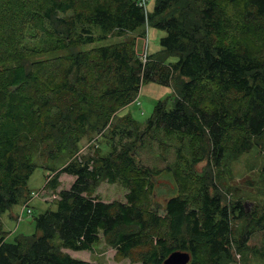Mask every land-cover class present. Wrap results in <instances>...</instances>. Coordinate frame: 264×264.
Here are the masks:
<instances>
[{"label":"trees","instance_id":"obj_1","mask_svg":"<svg viewBox=\"0 0 264 264\" xmlns=\"http://www.w3.org/2000/svg\"><path fill=\"white\" fill-rule=\"evenodd\" d=\"M37 1L31 8L30 0H0V264H94L60 248L91 251L100 235L120 258L139 264H164L176 251L189 254L188 264H233V247L240 254L247 239L243 233L233 240L232 220L247 217L241 202L223 205L213 184L215 194L206 182L194 189L185 173L166 198L165 215L158 216L145 204L158 172L138 168L135 147L163 130L190 147L196 142L202 160L219 167L230 131L246 135L243 151L249 137L264 134V0H155L150 13L141 0ZM224 5L233 6L237 18ZM28 14H34L30 21ZM88 25L104 35L122 37L145 26L165 35L148 63L139 58L135 40L32 61L51 50L92 44ZM28 29L39 35L49 30L53 48L24 50ZM77 29L82 33L74 37ZM149 81L175 85L173 106L158 102L144 123L130 114L118 117ZM115 118L110 138L120 135V143L134 131L133 143L52 169L45 187L55 190L62 174L74 182L58 192L54 211L33 217L37 234L7 242L1 217L35 193L27 187L34 154L44 144L51 158L62 150L73 154L82 138L103 134ZM101 182L124 184L125 202L98 200Z\"/></svg>","mask_w":264,"mask_h":264},{"label":"rangeland","instance_id":"obj_2","mask_svg":"<svg viewBox=\"0 0 264 264\" xmlns=\"http://www.w3.org/2000/svg\"><path fill=\"white\" fill-rule=\"evenodd\" d=\"M30 2L32 3L31 8H37L39 5L37 0H30ZM154 4L155 0H146V12L150 13ZM233 8L231 5H224L223 10L228 15L233 14L231 17L236 16L237 18V12ZM33 16L34 14L29 15V19L26 20L30 21ZM86 28L91 32L90 36L94 41L92 44L80 45L73 51L51 50V52L36 55L32 61L61 60L68 57L71 52H88L101 46H111L122 41L132 42L135 40L139 58L143 63H148V56L160 50L159 40L165 35V32L150 26H145L142 30L125 34L122 37L113 34L104 35L100 28L94 25H88ZM49 33L48 30L46 35H39L28 29L22 43L23 49L34 50L36 53L47 48L52 49L55 42ZM80 33H82L80 29H77L73 35L77 37ZM262 51H264L263 48ZM176 95L174 84L162 85L153 81L144 82L137 98L123 108L117 116L122 117L130 114L136 122L144 123L152 115L158 102H165L169 109L173 106ZM117 121L118 119L115 118L108 123L107 128L102 131L104 135L102 133L90 134L82 138L77 143V149L73 154L62 150L55 154L54 158H51L47 152V145L41 146L39 152L35 153L32 158V164L35 165L36 169L27 185L30 191L35 192V197L31 195L27 203L12 206L1 217L4 230L7 232V242H13L18 235L31 236L37 234L33 217L48 210L54 211L58 192L62 189H68L74 182V177L62 174L58 178L59 186L55 190L45 187L47 178L52 180L54 177V173L51 172L52 169L54 171L59 170L69 162H75L79 157L83 160L87 157H93L96 152L101 156L107 155L113 146L118 147L120 144L128 143L129 145L133 143V138L136 135L134 131H132L133 135L124 137L120 143V135L113 136V139L110 138L111 128L113 125H118ZM139 128L142 129L143 125L140 124ZM245 136L240 130L230 131L225 144L224 158L219 167H214L208 159L203 157L202 160L196 142L193 144L194 147H190L187 139L179 140L176 135L167 134L163 130H155L144 136L142 141L136 144L134 160L139 169L146 167L150 171L158 172L152 178L154 188L152 191H148L145 201L149 211L156 212L158 216L163 217L165 215L166 198L173 195L177 183L184 178L182 176L185 173L187 174L186 182L189 187L194 186V189L201 182L213 184L214 189H217L221 196L223 205L232 206L237 201L241 202L247 217L241 220H232L233 240H239L243 233L247 239L245 250H240V254H237L235 246L233 247V264H264V230H261L259 226L260 224L264 226V134L258 138L248 136L250 147L243 151L245 147L241 143L246 138ZM238 150L242 151L237 152ZM179 152H181L180 158ZM194 158H201V160L193 164ZM211 184L208 185L209 192L215 194L216 190L211 187ZM127 192L125 185L120 182L113 184L101 182L96 188L95 197L104 203L115 201L124 203ZM25 205H29L32 214H27ZM259 220L261 223L258 222ZM54 243L58 245L57 240ZM60 250L74 259L94 264H139L132 262L131 258H120L114 249L106 245L102 235H100L98 243L92 246L91 251H71L65 248H60Z\"/></svg>","mask_w":264,"mask_h":264},{"label":"water","instance_id":"obj_3","mask_svg":"<svg viewBox=\"0 0 264 264\" xmlns=\"http://www.w3.org/2000/svg\"><path fill=\"white\" fill-rule=\"evenodd\" d=\"M190 256L188 253L176 251L171 253L165 260L164 264H188Z\"/></svg>","mask_w":264,"mask_h":264},{"label":"built area","instance_id":"obj_4","mask_svg":"<svg viewBox=\"0 0 264 264\" xmlns=\"http://www.w3.org/2000/svg\"><path fill=\"white\" fill-rule=\"evenodd\" d=\"M145 2H146V0H141L140 1V6L141 5L144 6L145 5ZM31 195H32V197H35L36 194L35 193H31ZM25 209L27 210V214L30 215L32 213V210L29 208V205H25Z\"/></svg>","mask_w":264,"mask_h":264},{"label":"crops","instance_id":"obj_5","mask_svg":"<svg viewBox=\"0 0 264 264\" xmlns=\"http://www.w3.org/2000/svg\"><path fill=\"white\" fill-rule=\"evenodd\" d=\"M17 218V217H16Z\"/></svg>","mask_w":264,"mask_h":264}]
</instances>
